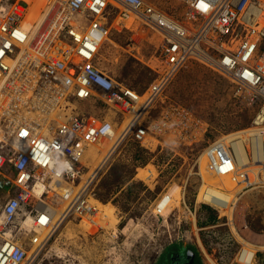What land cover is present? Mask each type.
<instances>
[{
    "label": "built area",
    "instance_id": "obj_1",
    "mask_svg": "<svg viewBox=\"0 0 264 264\" xmlns=\"http://www.w3.org/2000/svg\"><path fill=\"white\" fill-rule=\"evenodd\" d=\"M177 2L187 6L182 19L175 14L177 6L167 12L152 0H0V177L15 184L14 196L0 209V264H37L62 225L73 218L92 232L104 229L102 206L92 188L125 143L179 148L206 136L210 124L167 94L190 62L225 77L241 111L259 107L250 127L221 133L196 162L203 181L201 170L208 166L215 167L216 179L237 184L235 192H225L234 198L231 208L217 207L238 232L237 218L246 219L249 211L244 195L264 188V0ZM134 25L159 31L164 41L163 65L143 94L96 64L111 31ZM161 51L163 55L162 45ZM89 99L102 102L103 119L77 111V101ZM158 103L162 110L147 120ZM124 127H129L126 133ZM111 141L101 166L81 175L79 164L87 152L98 149L103 155ZM75 165L78 183L70 175ZM156 171L148 164L137 177L143 174L146 183ZM50 179L43 195L38 193L39 184ZM206 188L204 181L198 200L213 205ZM33 202L41 208H27ZM18 223L29 242L15 236ZM38 227L49 234L36 232ZM247 247L239 252L244 264L242 250Z\"/></svg>",
    "mask_w": 264,
    "mask_h": 264
},
{
    "label": "rangeland",
    "instance_id": "obj_2",
    "mask_svg": "<svg viewBox=\"0 0 264 264\" xmlns=\"http://www.w3.org/2000/svg\"><path fill=\"white\" fill-rule=\"evenodd\" d=\"M152 1L167 12H175L173 7L177 6L175 14L180 19L185 16L187 6L177 0ZM135 29H113L96 64L143 94L155 77L154 68L163 65L164 47L162 55V40L156 30L147 26ZM139 53L144 57L142 60L137 58ZM150 63L154 65L153 69L147 66ZM167 94L174 102L192 108L210 124L206 136L198 143L179 148L169 143L162 146L157 142L150 147L133 141L125 143L95 179L92 188L96 199L113 208V218L108 217L102 207L104 217L100 214L99 220L105 228L98 232L94 231L95 228L93 233L79 219L68 220L37 264H154L167 247L177 242L195 245L204 264H244L239 261V252L244 246L254 249L253 264H264V250L249 243L251 230H264V188H256L244 195L242 201L249 206V211L246 219L241 215L237 218L239 230L233 232L221 209L199 201L198 196L204 181L205 184L218 181L233 192L237 184L230 179H216L215 167H202L204 181L196 174L199 171L196 162L203 152L208 151L207 147L223 134L251 125L259 107L241 111L230 82L196 62L188 63L177 75ZM101 103L97 99L78 100L77 111L85 117L103 119L106 109ZM163 106L158 103L147 120L156 118ZM213 124L216 135L210 137L208 134ZM24 136L18 138L19 144L24 141ZM27 145L28 142L23 147ZM214 149L212 147L208 155ZM100 155L101 150L88 151L79 164L82 166L80 174L91 173L93 165L99 163ZM148 164L154 165L157 171L156 176L145 183L141 180L144 175H137ZM72 178L75 183L81 181L79 176L72 175ZM172 186H179V190L174 187L177 202L167 207L172 201L166 198ZM13 196L14 191L1 192L0 209ZM233 201L234 198L230 204ZM28 219L31 220V216ZM20 225L18 223L17 229L14 228L15 232H19ZM24 235V240L29 242V236Z\"/></svg>",
    "mask_w": 264,
    "mask_h": 264
},
{
    "label": "bare ground",
    "instance_id": "obj_3",
    "mask_svg": "<svg viewBox=\"0 0 264 264\" xmlns=\"http://www.w3.org/2000/svg\"><path fill=\"white\" fill-rule=\"evenodd\" d=\"M126 23H128V24H130L131 23V20H127L126 21ZM158 33H159V35L161 36V42H162V46L164 47V41H163V36L161 35V33L159 32V31H157ZM115 34V33H114ZM15 39H16V41H17V37H15ZM41 46V45H40ZM46 46H47V44L46 45H44L43 46V50L46 48ZM29 50H30V52H34V48L33 47H29ZM164 51H165V49H164ZM163 58H165V54H164V56L162 57V62H164V60H163ZM140 118H143V117H140ZM139 119V118H138ZM253 121V120H252ZM124 128H126V129H124L123 131H124V133H126V130H127V128H129V127H124ZM122 132V128L119 130V133H117L116 134V139L115 140H117L119 137H120V133ZM113 142L114 141H111V142H108V143H106L105 145H104V152H103V155H101L99 158H100V161H99V163L98 162H96V165H99V166H101L100 164H101V162H103V160L105 159V157H103L106 153H107V151H109V149H107L108 147H110V145H112L113 144ZM206 150V149H205ZM243 155H244V153H243ZM239 158H241V157H239ZM242 159V158H241ZM76 166L77 165H75V166H73V168H72V171L70 172V175H76ZM93 168V167H92ZM73 172V173H72ZM72 173V174H71ZM52 181H53V179H50L47 183H45L44 184V186H45V188H44V186H43V183L41 182L40 184H39V186H38V189H37V191H38V193H40L41 195H43V193L47 190V188H48V186L50 185V183H52ZM212 184H214V186H211ZM207 185V188H209V199H211L212 198V203H214L216 206H220V207H228V208H231V204H230V202H231V200H232V198H233V196L232 195H228V194H226L225 192L227 191V190H225L224 189V187H225V185H223V184H221L220 182H218V181H216V182H212V183H209V184H206ZM174 187L177 189V190H179V186H172L170 189V193H169V197H166L167 199H171L172 201L171 202H169L166 206L168 207V206H170L172 203H174V202H177V200H175L174 199V197L175 198H177V196L175 195V189H174ZM206 188V189H207ZM206 192V190H204V193ZM97 195V194H96ZM166 195H168V193H166ZM98 200V199H97ZM99 201V203H98V205L99 206H102L103 207V209H104V212L107 214V216L109 217V216H111L110 218H113V208L110 206V205H104V204H102L101 203V201L100 200H98ZM29 206L27 207V208H41V206H39L38 204H36V202H33V203H31V204H28ZM104 205V206H103ZM174 206V205H173ZM157 210L158 211H162V208H159V207H157ZM103 212V213H104ZM103 213H101L102 215H101V217H104V215H103ZM2 214V212H0V215ZM115 215V214H114ZM25 216H27V218H28V216L30 217L31 215H25ZM110 218H108V219H110ZM103 219V218H102ZM107 218H104V220H106ZM118 221V220H117ZM108 222H109V220H108ZM115 222H116V220H115ZM110 223H111V221H110ZM111 226V225H110ZM115 226V225H114ZM116 227V226H115ZM246 228V227H245ZM19 229H20V227H19ZM162 230V229H161ZM23 231V230H22ZM35 231H37V232H39V233H41V234H44V235H48L49 234V231L47 230V229H43V228H41V227H38V228H36V230ZM94 231H96V230H94ZM159 231V230H158ZM21 232V231H20ZM81 232V231H80ZM90 232H92L91 230H90ZM93 233V232H92ZM25 232H23V234H20L19 232H18V234L17 235H15L17 238H21V239H23L24 240V237H26L25 235ZM246 234V233H245ZM51 235V234H50ZM89 235V234H88ZM248 235V234H247ZM235 239V238H234ZM250 239V238H249ZM247 241V240H246ZM46 247V245L44 246V248ZM49 246H47L46 247V249H45V251L47 250V248H48ZM43 248V249H44ZM240 256V255H239ZM242 259L244 260V262L246 263V264H253V262H254V259H255V257H256V253L254 252V249L252 250V249H250V248H245V249H243L242 250ZM241 261V260H240Z\"/></svg>",
    "mask_w": 264,
    "mask_h": 264
},
{
    "label": "flooded vegetation",
    "instance_id": "obj_4",
    "mask_svg": "<svg viewBox=\"0 0 264 264\" xmlns=\"http://www.w3.org/2000/svg\"><path fill=\"white\" fill-rule=\"evenodd\" d=\"M154 264H204V262L195 245L177 242L167 247Z\"/></svg>",
    "mask_w": 264,
    "mask_h": 264
},
{
    "label": "crops",
    "instance_id": "obj_5",
    "mask_svg": "<svg viewBox=\"0 0 264 264\" xmlns=\"http://www.w3.org/2000/svg\"><path fill=\"white\" fill-rule=\"evenodd\" d=\"M138 27V30H139V28H140V26H138V25H134V26H132L130 29L132 30V29H134V30H137V29H135V28H137ZM119 31V30H118ZM123 31V30H122ZM117 44H120V43H117ZM140 49H138V51H139ZM140 54V53H139ZM138 54V59L139 60H142L144 57L140 54L139 55ZM143 65H145V64H143ZM150 69H153L154 68V65L153 64H149V65H147ZM155 70H156V68H154ZM157 76V72H155V77ZM155 77L152 79V81L155 79ZM152 81H151V83H152ZM150 83V84H151ZM149 84V85H150ZM149 85H148V87H149ZM133 86V85H132ZM224 189L225 190H227L226 189V187H224ZM254 190V189H253ZM223 217H224V215H222ZM225 218V217H224ZM243 226V225H242ZM264 229V228H263ZM259 230V229H258ZM251 237H250V244L251 245H253V246H255L256 248H258V249H260V250H264V230H259L258 232L256 231H252L251 230Z\"/></svg>",
    "mask_w": 264,
    "mask_h": 264
},
{
    "label": "water",
    "instance_id": "obj_6",
    "mask_svg": "<svg viewBox=\"0 0 264 264\" xmlns=\"http://www.w3.org/2000/svg\"><path fill=\"white\" fill-rule=\"evenodd\" d=\"M248 127H250V125ZM14 189H15V184L11 179L5 176L0 177V190L13 191Z\"/></svg>",
    "mask_w": 264,
    "mask_h": 264
},
{
    "label": "trees",
    "instance_id": "obj_7",
    "mask_svg": "<svg viewBox=\"0 0 264 264\" xmlns=\"http://www.w3.org/2000/svg\"><path fill=\"white\" fill-rule=\"evenodd\" d=\"M214 125V124H213ZM215 133V125L213 126V127H211V129H210V132H209V136L211 137L212 136V134H213V137L216 135V134H214ZM217 133H218V131H217Z\"/></svg>",
    "mask_w": 264,
    "mask_h": 264
}]
</instances>
